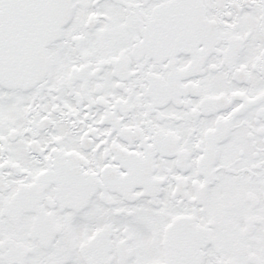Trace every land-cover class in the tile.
Masks as SVG:
<instances>
[{"label": "snow or ice", "instance_id": "6c2138e0", "mask_svg": "<svg viewBox=\"0 0 264 264\" xmlns=\"http://www.w3.org/2000/svg\"><path fill=\"white\" fill-rule=\"evenodd\" d=\"M0 264H264V0H0Z\"/></svg>", "mask_w": 264, "mask_h": 264}]
</instances>
